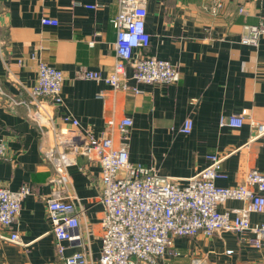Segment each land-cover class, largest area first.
<instances>
[{
	"label": "crops",
	"instance_id": "obj_1",
	"mask_svg": "<svg viewBox=\"0 0 264 264\" xmlns=\"http://www.w3.org/2000/svg\"><path fill=\"white\" fill-rule=\"evenodd\" d=\"M221 2L214 9L213 0H148L151 43L136 49L134 57L168 60L180 77L172 83L138 82L128 64L126 87L114 88L76 74L82 66L104 75L113 70L118 0H0V140L6 146L0 181L11 190H31L12 229L2 231H17L22 243L0 238V264H63L46 206V199L58 191L76 203L83 231L81 243L68 244L66 254L85 251L91 264H102L101 165L75 154L68 182L58 184L57 168L46 151L55 147L61 130L67 136L76 131L107 135L116 147L125 141L132 162L172 176L180 186L208 164L212 153L225 156V176L216 180L218 185L242 183L252 168L264 171V135L253 139V122L264 120V34L257 45L242 42L248 26L264 16V0ZM93 4L97 6L89 7ZM44 17L56 18L58 24H44ZM41 61L64 73L61 103L42 98L39 105L30 95ZM240 113L245 114L242 126L220 124L222 116ZM67 115L79 125L65 121ZM125 117L133 120L127 140L118 130ZM187 118L193 129L185 134L181 127ZM244 204L226 200L218 209L233 217ZM263 218L257 212L250 215L253 224ZM254 238L250 231L176 237L160 261L262 264L264 244L255 246Z\"/></svg>",
	"mask_w": 264,
	"mask_h": 264
},
{
	"label": "built area",
	"instance_id": "obj_2",
	"mask_svg": "<svg viewBox=\"0 0 264 264\" xmlns=\"http://www.w3.org/2000/svg\"><path fill=\"white\" fill-rule=\"evenodd\" d=\"M148 0H118L119 12L113 18L116 29V62L113 70L104 75L99 70L82 66L76 76L83 79L102 80L114 88L126 87L124 76L126 66L131 64L134 78L138 82L172 83L180 77L177 66L165 59L150 55L134 57L136 49H145L151 43V35L146 28ZM214 9L222 7L221 0H213ZM97 5H89L96 7ZM243 11V10H242ZM44 24L57 25L56 18H42ZM264 34V16L257 24L249 25L242 36V42L257 45ZM65 76L61 69L43 61L38 64V77L29 92L33 100L49 98L61 103ZM136 92L139 89L134 88ZM103 92L99 97H103ZM13 101V99L11 100ZM17 101L14 100L13 103ZM40 109L34 117L38 118ZM78 126L79 121L70 116L63 117ZM245 122V114L222 116L220 124L240 127ZM113 120L109 124L113 125ZM133 125L131 117L118 123L124 140H127ZM256 134L253 139L264 135V120L254 123ZM193 129V120L187 118L181 132L188 134ZM6 154V146L0 140V161ZM75 154H83L89 159H97L101 165L102 196L104 207L102 218V264H163L167 250L173 246L176 237L213 236L223 231L253 232L254 244H264V218L260 223H252L254 212L264 216V171L250 169L242 183L232 186L218 185L216 180L224 177L222 169L225 156L209 154L208 164L185 186H180L172 176H162L153 168L134 163L129 158L127 142L120 147L114 145L110 136L95 137L76 131L71 136L61 130L53 149L46 151L58 172V184H66L68 167L75 163ZM29 186L11 190L0 181V238L22 243L17 231L4 234L17 221L23 199L30 193ZM226 200H241L244 206L231 216L229 211H220L218 205ZM51 232L55 238V249L63 264H91L85 251L66 254L68 244L81 243L80 210L72 199L63 197L59 191L46 199ZM264 264V261L263 263Z\"/></svg>",
	"mask_w": 264,
	"mask_h": 264
}]
</instances>
